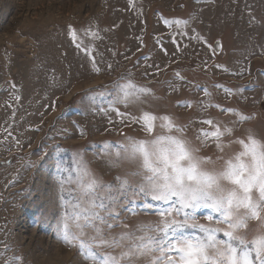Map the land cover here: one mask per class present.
Returning a JSON list of instances; mask_svg holds the SVG:
<instances>
[{
    "label": "rangeland",
    "instance_id": "1",
    "mask_svg": "<svg viewBox=\"0 0 264 264\" xmlns=\"http://www.w3.org/2000/svg\"><path fill=\"white\" fill-rule=\"evenodd\" d=\"M121 77L151 89L144 107L189 125V139L215 130L204 119L221 131L232 127L238 117L223 109L250 117L235 126V137H264V0H0V251L10 246L9 257L88 264L60 241L61 169L74 167L79 153L114 186L132 170L109 166L103 145L142 138L140 125L126 126L87 99L101 89L107 107ZM200 154L219 155L211 139ZM76 187L65 183L63 195H76ZM147 203L168 207L138 199L139 215L125 213L130 225L156 218L144 214L152 211Z\"/></svg>",
    "mask_w": 264,
    "mask_h": 264
},
{
    "label": "snow or ice",
    "instance_id": "2",
    "mask_svg": "<svg viewBox=\"0 0 264 264\" xmlns=\"http://www.w3.org/2000/svg\"><path fill=\"white\" fill-rule=\"evenodd\" d=\"M93 71H101L95 60ZM103 96L101 89L89 90L90 107L105 115L114 112L126 126L139 124L145 135H125L115 148L104 143L109 166H133L116 177L115 186L97 176L79 153L74 167L61 169L66 175L59 182L64 207L60 241L88 264H264V137L251 131L234 136L235 126L250 117L223 109L238 117L232 127L221 131L216 122L204 119L201 123L215 130L200 129L189 139V125L144 107L153 99L146 86L121 77L107 107L99 103ZM210 139L219 153L215 159L200 154ZM231 145L238 147L226 153ZM73 182L77 194L65 197L64 184ZM138 199L168 207L147 203L152 211L144 214L156 218L130 225L125 213L139 215L132 207ZM202 208L212 214L198 219L195 213ZM221 232L227 240L218 239ZM11 251L6 245L0 259L22 264V257L8 256Z\"/></svg>",
    "mask_w": 264,
    "mask_h": 264
}]
</instances>
